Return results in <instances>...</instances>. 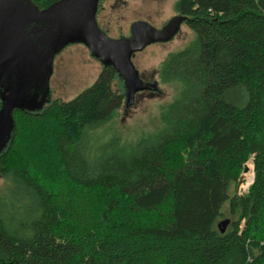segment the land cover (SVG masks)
I'll use <instances>...</instances> for the list:
<instances>
[{"label":"trees","instance_id":"trees-1","mask_svg":"<svg viewBox=\"0 0 264 264\" xmlns=\"http://www.w3.org/2000/svg\"><path fill=\"white\" fill-rule=\"evenodd\" d=\"M175 12L195 39L160 67L182 87L158 134L132 147L83 142L124 102L111 67L70 102L14 113L0 264H264V0H177ZM250 162L254 182L239 195ZM15 195L30 201L21 233L3 216Z\"/></svg>","mask_w":264,"mask_h":264},{"label":"water","instance_id":"water-1","mask_svg":"<svg viewBox=\"0 0 264 264\" xmlns=\"http://www.w3.org/2000/svg\"><path fill=\"white\" fill-rule=\"evenodd\" d=\"M99 3L61 0L40 10L30 0H0V156L14 139V113L37 114L51 104L54 58L71 44L84 42L93 57L118 70L125 81L128 104L137 92L148 89L132 59L156 42V29L146 22L137 23L129 39L112 40L98 27ZM229 225L228 219L220 221L218 231L224 234Z\"/></svg>","mask_w":264,"mask_h":264},{"label":"rangeland","instance_id":"rangeland-1","mask_svg":"<svg viewBox=\"0 0 264 264\" xmlns=\"http://www.w3.org/2000/svg\"><path fill=\"white\" fill-rule=\"evenodd\" d=\"M176 1L104 0L100 5L97 20L109 38L117 40L120 36L127 37L131 25L137 21H144L159 29L176 15ZM194 39L195 34L184 25L180 33L171 41L152 44L144 51L136 53L132 59L135 69L148 83L155 84L156 89H147L145 92L137 93L138 95L135 94L132 103L130 101L128 105L122 104L119 115L114 121L88 129L83 142L92 145L93 148L102 142L116 143L120 139L121 142L128 143L127 145L132 147L133 144L158 134L164 124L163 116L167 112L166 108L177 101L179 96L177 87L179 83H163L160 79V67L170 54L182 51ZM101 73L102 66L90 55L86 47L80 44L69 45L55 58L54 70L49 82L52 100L62 103L74 100L91 88ZM179 85L182 87L181 84ZM113 91L117 95L125 92L123 80L117 78L114 81ZM247 167L252 173L253 164L250 162ZM244 176L243 170L241 181ZM239 184L237 191L243 190L241 187L238 188ZM14 187L13 183L0 177V193H5L3 197ZM10 198L8 201H2L4 212L7 213L3 216L10 225H14L18 233H21L25 226L23 220L29 210L30 201L17 195Z\"/></svg>","mask_w":264,"mask_h":264},{"label":"flooded vegetation","instance_id":"flooded-vegetation-1","mask_svg":"<svg viewBox=\"0 0 264 264\" xmlns=\"http://www.w3.org/2000/svg\"><path fill=\"white\" fill-rule=\"evenodd\" d=\"M102 1H104V0H100V3H99V7H98V12H97V15H96V20H97V16H98V13H99V10H100V5H101V3H102ZM178 17H180V18H183L182 16H179L178 14H176L174 17H172V18H170L167 22H165L159 29H156V31H157V39H156V42L155 43H153V44H159V43H163V42H168V41H171L172 39H174L179 33H180V31H181V28H182V26H184V25H186L185 24V20L183 19V21H182V23L181 24H179L180 23V18H178ZM137 23H145L144 21L142 22H139V21H137V22H135V23H133L132 25H131V27H130V29H129V35L127 36V37H124V36H120L117 40H121V39H123V38H126V39H129L130 37H131V31H132V26L133 25H135V24H137ZM97 24H98V27L100 28V30L101 31H103L107 36H108V34H107V32L106 31H104V30H102L101 29V27L99 26V23H98V20H97ZM178 25H180L179 26V30H178V32H176L175 33V28H176V26H178ZM162 31H164L163 33H160V32H162ZM109 37V36H108ZM163 39H165V40H167V41H163ZM75 44H80V45H83L84 47H86L87 49H88V51L90 52V49L85 45V43L84 42H82V43H75ZM71 45H73V44H71ZM68 47V46H67ZM66 48V47H65ZM64 48V49H65ZM63 49V50H64ZM62 50V51H63ZM61 51V52H62ZM60 52V53H61ZM59 53V54H60ZM59 54H57V55H59ZM56 55V56H57ZM90 55L92 56V54H91V52H90ZM56 56H55V58H56ZM93 57V56H92ZM55 58H54V61H53V70H54V62H55ZM94 59H96L99 63H100V65L102 66V72H103V70L104 69H106V68H108V67H111V68H113L116 72H117V75H118V79H121V80H123V85H124V87H125V81H124V79L123 78H121L120 77V74H119V72H118V70H116L113 66H107L106 64H104V63H102L101 62V60H99V59H97V58H95V57H93ZM139 78H140V80L142 81V82H144L147 86H148V89H149V86L150 85H152V83H148L147 81H146V79H144L143 78V76H141L140 75V73H139ZM146 81V82H145ZM154 86V85H153ZM89 89V88H88ZM87 89V90H88ZM155 90V89H154ZM141 92H143V91H141ZM144 92H145V90H144ZM138 94L140 93V92H137ZM136 93V95H138ZM121 95H123V94H121ZM135 95V96H136ZM133 100H134V97L130 100L131 101V103L133 102ZM53 102V100H52V94H51V103ZM124 103H126L127 104V90H126V87H125V92H124V102H123V104ZM128 105V104H127ZM49 106V105H48ZM48 106H46V108L48 107ZM45 108V109H46Z\"/></svg>","mask_w":264,"mask_h":264},{"label":"built area","instance_id":"built-area-1","mask_svg":"<svg viewBox=\"0 0 264 264\" xmlns=\"http://www.w3.org/2000/svg\"><path fill=\"white\" fill-rule=\"evenodd\" d=\"M249 166V165H247ZM254 172V169H253ZM250 173V171L248 170L247 173H245V176L243 177V181L245 180V182L242 181L241 184H239L238 188H243V190H238V194L239 195H243L246 194L250 188V186L253 184L254 182V173Z\"/></svg>","mask_w":264,"mask_h":264}]
</instances>
